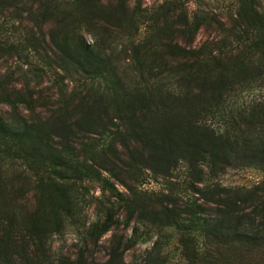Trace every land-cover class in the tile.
<instances>
[{
    "label": "trees",
    "instance_id": "16d2710c",
    "mask_svg": "<svg viewBox=\"0 0 264 264\" xmlns=\"http://www.w3.org/2000/svg\"><path fill=\"white\" fill-rule=\"evenodd\" d=\"M247 168L264 173V0H0V264H125L142 227L149 264H264V178L221 181ZM93 205L87 241L122 216L131 236L103 262L53 257Z\"/></svg>",
    "mask_w": 264,
    "mask_h": 264
},
{
    "label": "rangeland",
    "instance_id": "374dc122",
    "mask_svg": "<svg viewBox=\"0 0 264 264\" xmlns=\"http://www.w3.org/2000/svg\"><path fill=\"white\" fill-rule=\"evenodd\" d=\"M158 0H146L147 5H152L156 3ZM194 5L196 2H192ZM192 4V5H193ZM213 4H217L213 2ZM222 5V4H220ZM205 34L201 33L198 36V42L203 41L205 39ZM87 41L93 42L92 36L90 34H86ZM2 114L7 118V120H12V117L7 114L4 110L1 111ZM27 163L20 164L19 168H26ZM264 178V173L255 168H247V169H231L228 173L221 177V181L223 184L228 186H244V187H252L258 182H260ZM173 182L176 184H181L180 178L173 177ZM118 188L122 191H125V187L121 184H117ZM141 188L144 191H149L152 193H163L164 191H168V185L165 181L161 179L154 178L153 176H149L146 179V182L141 185ZM95 195H100L101 190L99 187H95L91 191ZM83 213L85 214L86 224L81 221H76L73 223H69L63 229L62 232H58L54 234L50 239V251L53 257L58 259L62 257H72L75 258L78 256L79 249L85 247L86 243L88 245V251L86 252V257L89 259H96L98 261H106L109 258V253L111 251V247L114 244H117L118 241H125L132 234V228L134 224L130 228L125 226L126 216H122L121 223L114 226L111 231L107 232L100 239L97 245L87 241L85 239L86 236V228L95 221L97 218V212L95 206H85ZM141 239L140 242L126 250L123 254V259L125 264H149L150 260L153 259V255L156 252H153L152 248L154 246V242L158 241L157 233L154 231H150V236L147 237L145 235L147 229L145 227L141 228ZM145 235V236H144ZM165 235V233H164ZM169 235V233H168ZM176 240H172L170 244L166 247L164 253H168V258L172 262H176L180 259V253L176 249ZM162 252L161 256H164ZM165 257V256H164ZM234 258H230L228 261L229 264H237L233 260ZM258 261V260H257ZM250 262V259L242 258V263L239 264H247Z\"/></svg>",
    "mask_w": 264,
    "mask_h": 264
}]
</instances>
